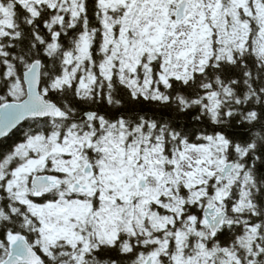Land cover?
<instances>
[{
  "label": "snow or ice",
  "instance_id": "snow-or-ice-1",
  "mask_svg": "<svg viewBox=\"0 0 264 264\" xmlns=\"http://www.w3.org/2000/svg\"><path fill=\"white\" fill-rule=\"evenodd\" d=\"M0 264H264V0H0Z\"/></svg>",
  "mask_w": 264,
  "mask_h": 264
}]
</instances>
